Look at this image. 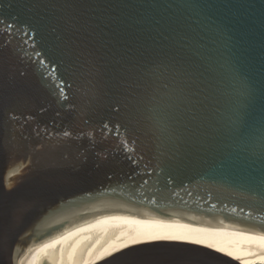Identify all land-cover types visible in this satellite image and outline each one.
<instances>
[{
	"label": "water",
	"instance_id": "95a60500",
	"mask_svg": "<svg viewBox=\"0 0 264 264\" xmlns=\"http://www.w3.org/2000/svg\"><path fill=\"white\" fill-rule=\"evenodd\" d=\"M214 231L264 236V0H0V264H241L166 240Z\"/></svg>",
	"mask_w": 264,
	"mask_h": 264
},
{
	"label": "bare ground",
	"instance_id": "6f19581e",
	"mask_svg": "<svg viewBox=\"0 0 264 264\" xmlns=\"http://www.w3.org/2000/svg\"><path fill=\"white\" fill-rule=\"evenodd\" d=\"M166 240L210 247L238 260L241 264H264L262 235L214 231L170 237Z\"/></svg>",
	"mask_w": 264,
	"mask_h": 264
},
{
	"label": "snow or ice",
	"instance_id": "6c2138e0",
	"mask_svg": "<svg viewBox=\"0 0 264 264\" xmlns=\"http://www.w3.org/2000/svg\"><path fill=\"white\" fill-rule=\"evenodd\" d=\"M163 101L161 100V98L157 97V102L156 105L153 108V117L154 119L161 125L164 126L166 124L165 118L163 116V113L161 111V107H162ZM67 134V133H66ZM24 216V211L23 209H19L18 213H17V217L18 219H23Z\"/></svg>",
	"mask_w": 264,
	"mask_h": 264
}]
</instances>
